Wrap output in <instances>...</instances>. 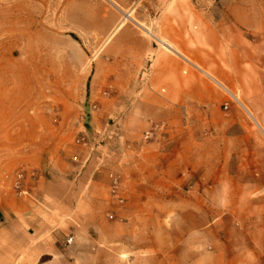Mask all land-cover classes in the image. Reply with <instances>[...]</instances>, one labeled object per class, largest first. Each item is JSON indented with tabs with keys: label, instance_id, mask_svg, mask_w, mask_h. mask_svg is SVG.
<instances>
[{
	"label": "rangeland",
	"instance_id": "374dc122",
	"mask_svg": "<svg viewBox=\"0 0 264 264\" xmlns=\"http://www.w3.org/2000/svg\"><path fill=\"white\" fill-rule=\"evenodd\" d=\"M105 1L123 20L151 31L158 46L163 47L160 40L172 46L177 37L187 55L189 49L196 52V74L216 98L199 104L193 117L181 118V125L195 129L197 142L204 143L198 154L203 152L209 162L204 168L213 173L193 185L202 195L197 202L208 208L212 229L206 236L207 264H237L232 256L221 263L219 253L212 252L220 239L235 238L240 224L264 225V0ZM70 7V0H0V193L6 198L21 194L38 200L41 195H29L27 188L48 180L53 198L68 191L71 206L82 190L73 180L80 159L87 157L82 148L105 142L100 134L85 132L90 110L96 109L87 102L85 80H79L103 38L78 29L95 24L85 6ZM126 13L130 17L124 19ZM97 24L102 35L110 29L107 21ZM126 34L121 27L112 38ZM145 134L134 136L139 142L150 140ZM188 190H181L180 200L194 199ZM109 191L120 200L118 182H111ZM173 216L164 219L168 227ZM71 242L69 236L65 244ZM183 249L187 255L190 248Z\"/></svg>",
	"mask_w": 264,
	"mask_h": 264
},
{
	"label": "crops",
	"instance_id": "0c3cea01",
	"mask_svg": "<svg viewBox=\"0 0 264 264\" xmlns=\"http://www.w3.org/2000/svg\"><path fill=\"white\" fill-rule=\"evenodd\" d=\"M109 3L70 0V9L74 5L88 9L93 23H110L105 35L98 24L87 29L78 26L103 38L87 74L79 80H85L87 102L96 109L90 110L85 132L100 134L105 142H88L82 148L87 157L80 159L73 179L82 190L71 206L68 191L53 198V183L48 180L25 186L29 195H41L38 200L0 193V264L208 262L206 236L212 230L208 208L197 202L202 195L193 185L211 179L213 173L204 168L209 162L203 152L198 154L204 143L197 142L193 127L181 125V118L193 117L199 104L216 97L198 78L193 64L196 52L189 49L192 56L187 55L184 41L173 37L172 46L162 40L163 47L158 46L151 31L123 20ZM121 27L127 28V34L115 41L112 37ZM105 89L112 96L99 94ZM108 118L124 120L113 124ZM142 133H149L151 139L137 141L134 135ZM111 182L123 189L119 201L110 194ZM186 187L194 199L180 200ZM169 214L174 215L170 227L164 221ZM236 235L215 245L219 248L212 253H219L221 263L232 256L237 264H264V225L242 223ZM69 236L72 242L66 245Z\"/></svg>",
	"mask_w": 264,
	"mask_h": 264
},
{
	"label": "built area",
	"instance_id": "2783aa9c",
	"mask_svg": "<svg viewBox=\"0 0 264 264\" xmlns=\"http://www.w3.org/2000/svg\"><path fill=\"white\" fill-rule=\"evenodd\" d=\"M148 136H149V133H146V134H145V137L148 138ZM70 241H71V239H68V240H67V243H70Z\"/></svg>",
	"mask_w": 264,
	"mask_h": 264
},
{
	"label": "bare ground",
	"instance_id": "6f19581e",
	"mask_svg": "<svg viewBox=\"0 0 264 264\" xmlns=\"http://www.w3.org/2000/svg\"><path fill=\"white\" fill-rule=\"evenodd\" d=\"M128 17H130V13H126L125 16H124V19L128 18Z\"/></svg>",
	"mask_w": 264,
	"mask_h": 264
}]
</instances>
